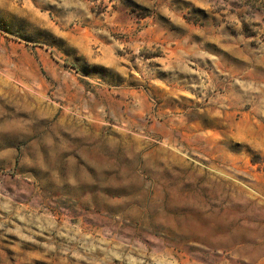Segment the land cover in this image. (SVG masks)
Returning <instances> with one entry per match:
<instances>
[{
  "label": "rangeland",
  "instance_id": "374dc122",
  "mask_svg": "<svg viewBox=\"0 0 264 264\" xmlns=\"http://www.w3.org/2000/svg\"><path fill=\"white\" fill-rule=\"evenodd\" d=\"M0 264H264V0H0Z\"/></svg>",
  "mask_w": 264,
  "mask_h": 264
}]
</instances>
